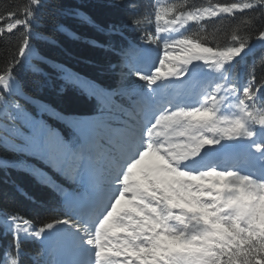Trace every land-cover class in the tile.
<instances>
[{
    "label": "snow or ice",
    "instance_id": "snow-or-ice-1",
    "mask_svg": "<svg viewBox=\"0 0 264 264\" xmlns=\"http://www.w3.org/2000/svg\"><path fill=\"white\" fill-rule=\"evenodd\" d=\"M38 3L39 0H28L23 6L10 5L0 11V40L27 28L28 18L33 15L31 6ZM257 12L259 21L264 22V0H230L192 10L173 3L156 7L155 33H178L190 21L199 24L206 18L235 19L237 13L251 14L244 22L245 29H250L257 23L253 19ZM256 31L258 39L264 40V23ZM28 43L24 33L17 46L19 57L26 53ZM247 47L248 39L239 32L231 35L230 43L226 41L215 47L208 46L206 36L184 35L163 44V58L152 76L133 74L154 84L160 78L181 74V64L189 65L193 61L215 64L220 71ZM139 54L135 49L129 53L134 57ZM12 61L10 64L5 60V66L0 68V171L31 176L36 183L62 197L65 206L87 215L101 193L110 190L111 180L118 178L122 161L142 138L138 123L121 129L113 127V122H118L123 114L137 117L146 101L120 80L111 88L92 81L101 105L100 116L91 120H68L36 94L43 88L31 77L42 70L33 68L18 73L14 69L19 59L13 56ZM59 75L66 83L73 82L66 73ZM262 87L264 73L257 77L253 69L238 101L243 115L224 121L229 125L226 128H221L216 119L220 103L216 96L207 108L160 116L156 122V128L160 129L157 135L163 136L178 123H186L187 131L181 134L190 136L189 143L172 145L175 151L171 156L164 148L156 150L146 145L147 151L141 149L142 154L138 152L130 161L127 177L136 183L138 194L131 200L116 199L119 193L114 194L86 241L78 234L79 230L53 231L55 224L52 223L34 226L31 234L40 241V248L30 255L32 264H89L84 243L94 246L92 264H264V179L235 171L227 174L203 171L195 175L178 166L179 161L199 154L203 146L219 142L204 138L198 129L219 131L228 140L254 136L246 121L264 129V110L255 103L258 89ZM45 113L73 128V138L65 141L42 119ZM100 140L114 143L116 151L102 148ZM256 147L264 151V145ZM39 164L67 181L82 185L85 191L68 192ZM111 201H115L114 207ZM9 219L14 224L12 248L4 253L0 264H21L19 231L27 232L32 222L18 214ZM60 223L69 221H56Z\"/></svg>",
    "mask_w": 264,
    "mask_h": 264
},
{
    "label": "trees",
    "instance_id": "trees-1",
    "mask_svg": "<svg viewBox=\"0 0 264 264\" xmlns=\"http://www.w3.org/2000/svg\"><path fill=\"white\" fill-rule=\"evenodd\" d=\"M27 2L0 0V11L10 5L23 6ZM217 2L230 0H163V3L160 0H39L37 5L31 6L33 15L28 18L27 28L0 40V68L5 66V60L13 63L12 57L16 56L19 63L14 71L42 70L31 77L43 88L36 93L38 97L68 120H91L101 114L92 81L111 88L120 80L122 85L141 91L142 88L136 86L139 85L136 76L124 61V55L134 49L140 50L143 44H152V39H156V7L175 3L192 10ZM249 15L237 13L235 19L229 16L225 19L207 18L199 24L192 22L176 36L177 39L184 35L206 36L208 46L212 47L223 45L226 41L230 43L235 32L246 37L248 47L244 53L222 71L228 84L235 85V91L249 84L253 69L257 77L264 73V43L256 45V29L264 22L259 21L260 13L257 12L253 17L257 23L245 29L244 22L248 21ZM24 33L29 41L28 48L19 57L17 46ZM61 72L73 82L62 80ZM239 95L242 98V91ZM255 103L264 110V87L258 89ZM30 111L35 112V109L30 108ZM120 117L125 118L127 114ZM42 119L56 129L65 141L73 138V128L63 121L46 113ZM38 166L53 175L68 191L65 186L67 180L43 164ZM14 214L31 221L32 232L36 225L66 218L67 210L62 197L36 183L31 176L0 171V259L12 248L14 224L9 217ZM19 243L21 264H32L30 255L39 250V241L31 234L26 239L19 237Z\"/></svg>",
    "mask_w": 264,
    "mask_h": 264
},
{
    "label": "rangeland",
    "instance_id": "rangeland-1",
    "mask_svg": "<svg viewBox=\"0 0 264 264\" xmlns=\"http://www.w3.org/2000/svg\"><path fill=\"white\" fill-rule=\"evenodd\" d=\"M160 2H162V0H160ZM207 19V18H206ZM189 23H192L191 21ZM162 25H163V21H162ZM168 32H164V33H157V40L159 41V44H154L151 47H146L144 50H146V58H148L149 60L152 58V56L156 55V58H152V60L150 61L151 63L146 65V68L143 70H140V64H138V61L136 60V62H133V67L134 70L137 71V73H142L145 76H152L154 74L155 69L159 66V60L160 58H163V54H164V48H163V44L165 42H171L172 40H174L173 37H169L167 35ZM264 43V40H259L256 42V45H261ZM161 47V48H160ZM151 56V58H150ZM135 60V58H133V61ZM204 63L203 61H193L191 64L188 65L187 67V73H188V68L191 67H195V66H199V64ZM214 66V65H213ZM216 68V66H214V68L211 67L210 71L212 72L214 69ZM216 71H218L217 69H215ZM210 74L205 76L206 79H204L202 82H198L197 86L192 85L188 88V90H186L184 92L185 94V100L189 101V100H196V105L198 106V108L202 107V108H206L209 107V105H211L212 100L211 98L213 96L221 97L220 98V103L217 106V110H216V119L217 122L219 123V126L221 128H226L229 125L224 123V121H229V120H234L238 117H241L243 114L241 113L239 106H238V97L235 93L232 92V90H230L229 88H227V85L224 84L222 81H220V83L222 84L221 86L219 85V81L217 80H210ZM170 77V76H169ZM169 77L166 78H160L158 79L154 84H149L148 81L146 80H142L139 79L138 80H142L143 82H145L146 84L148 83V96H150V98H153V91L154 88H158L162 83H164L166 80L169 79ZM183 78V77H182ZM210 81H216L217 82V88L214 89L211 84ZM167 83H165L166 85ZM195 86V88H193ZM220 86V87H218ZM190 89V90H189ZM133 92L135 90L131 89ZM165 90L168 91V89L165 86ZM172 92H174L176 90V88L171 89ZM196 94V97L199 96L198 98H194ZM198 94V95H197ZM192 97L194 99H192ZM199 99V100H198ZM0 123H2V121H0ZM115 124H113L112 126L114 127H118L121 129H124L126 127H131L132 125H135V123L133 122V120L128 121V123H126V125H122L120 122H114ZM247 126L249 127V130L254 132V136L251 137V141H253L254 143H259V135L256 133L255 131V124L252 122H247ZM178 132H182L185 130V127L182 125L178 124ZM176 131V130H173ZM211 134V135H210ZM206 138H210V139H215L218 140L220 142L222 141H227V142H232L235 143L236 141L238 143L243 142L244 140L247 139V137H241L238 139H233V140H228V139H223L222 138V134L217 131V132H212L210 133ZM0 135H2V133H0ZM249 139V138H248ZM189 139H185L183 141H179L178 143L181 144H188L189 143ZM137 147H141L139 145V143L137 144V146L133 149V151L122 161L121 167L119 169V175L118 178H116V180L112 179L111 180V185H110V192L112 193L111 196H113L114 194H116L117 192L119 193V195L116 196V199H119L120 197H124L125 198V194L123 193V189H122V185L125 184L127 181L126 179V173L128 171V169L131 167V163L130 161H132L135 156L138 154V152L141 151V149H138ZM171 155L173 154V150L171 151ZM142 154V153H141ZM225 174V173H223ZM105 199V198H104ZM126 199V198H125ZM205 201L208 200L207 197L204 198ZM107 200V199H106ZM113 204V207L115 206V201H111ZM107 203H110V201H108ZM106 204L104 203V206ZM103 208H106V206ZM111 209H109L110 211ZM74 214H76V210L74 211ZM74 218V217H73ZM77 218V220L75 219ZM74 221H78V219L84 224L82 226H76L73 222H69L67 224H60L57 227L53 228V231L56 230H64L67 232H76L77 230H79L78 234L80 236H82L84 238V240L86 241L87 238L89 237L90 234L94 233V229L92 230H87L88 226L86 222L82 221V217L81 216H75ZM99 221V219L97 218V222ZM21 233V231H19V234ZM48 234V233H47ZM84 248H89L90 250L93 249L94 246L92 245H88V244H83Z\"/></svg>",
    "mask_w": 264,
    "mask_h": 264
},
{
    "label": "bare ground",
    "instance_id": "bare-ground-1",
    "mask_svg": "<svg viewBox=\"0 0 264 264\" xmlns=\"http://www.w3.org/2000/svg\"><path fill=\"white\" fill-rule=\"evenodd\" d=\"M164 2H165V1H164ZM160 3H161V2H160ZM190 24H191V23H190ZM185 27H186V26H185ZM196 77H197V76H196ZM190 111H192V109L189 110V111H187V112H190ZM129 191H130V189H126V190H125L126 193H128Z\"/></svg>",
    "mask_w": 264,
    "mask_h": 264
}]
</instances>
